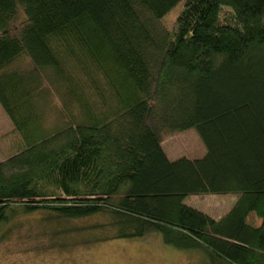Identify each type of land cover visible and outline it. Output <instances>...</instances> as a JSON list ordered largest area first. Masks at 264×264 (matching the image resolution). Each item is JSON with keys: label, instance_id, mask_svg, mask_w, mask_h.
<instances>
[{"label": "trees", "instance_id": "1", "mask_svg": "<svg viewBox=\"0 0 264 264\" xmlns=\"http://www.w3.org/2000/svg\"><path fill=\"white\" fill-rule=\"evenodd\" d=\"M0 104V239L37 214L47 249L264 264V0H0ZM189 128L206 152L170 160ZM216 193L237 195L219 218L184 202Z\"/></svg>", "mask_w": 264, "mask_h": 264}, {"label": "rangeland", "instance_id": "2", "mask_svg": "<svg viewBox=\"0 0 264 264\" xmlns=\"http://www.w3.org/2000/svg\"><path fill=\"white\" fill-rule=\"evenodd\" d=\"M13 136V123L0 104V161L13 152ZM162 146L170 160L200 158L206 152L194 128L163 134ZM236 199V194L216 193L188 195L184 202L218 217L229 211ZM37 217L22 216L6 225L12 227L0 239V264H208L201 253L178 250L154 236L143 241L117 239L64 250L47 249V237L32 223Z\"/></svg>", "mask_w": 264, "mask_h": 264}, {"label": "crops", "instance_id": "3", "mask_svg": "<svg viewBox=\"0 0 264 264\" xmlns=\"http://www.w3.org/2000/svg\"><path fill=\"white\" fill-rule=\"evenodd\" d=\"M210 215H211V214H210ZM211 216H213L214 218H219V217H221L220 215H219L218 217H216L217 215L214 216V214L211 215Z\"/></svg>", "mask_w": 264, "mask_h": 264}]
</instances>
